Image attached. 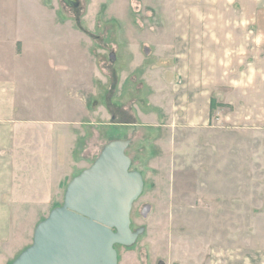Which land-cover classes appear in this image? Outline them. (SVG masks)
I'll return each mask as SVG.
<instances>
[{"label":"rangeland","instance_id":"1","mask_svg":"<svg viewBox=\"0 0 264 264\" xmlns=\"http://www.w3.org/2000/svg\"><path fill=\"white\" fill-rule=\"evenodd\" d=\"M77 1L0 0V78L15 85L26 123L24 195L14 208L26 245L8 264L116 140L128 142L129 170L143 180L130 212L136 239L115 244L117 264H232L230 253L264 252V133L228 126L219 96L205 118L209 95L187 107L195 78L185 81V56L169 38L179 29L175 0Z\"/></svg>","mask_w":264,"mask_h":264},{"label":"crops","instance_id":"2","mask_svg":"<svg viewBox=\"0 0 264 264\" xmlns=\"http://www.w3.org/2000/svg\"><path fill=\"white\" fill-rule=\"evenodd\" d=\"M175 4L178 7L175 23L179 29L169 38L173 40V47H178L177 51L185 56L180 65L185 81L191 76L195 78L194 91L188 88L186 93L187 107L192 108L197 97L209 95L203 107L205 118V114H211L212 99L219 96L228 106L225 115L228 126L245 134L262 135L264 0H175ZM17 44L19 55L21 41ZM214 62H217L216 81L205 82L204 87L203 76L208 77ZM221 88H225V93L217 92ZM17 103L15 85L9 79L0 78V248L5 251L0 253V264H8L26 245L17 242L18 233L14 228L15 201L24 195L25 185L21 158L26 123L17 116ZM248 178L251 177L243 176V181L250 182ZM231 179L235 181L234 176ZM259 182L264 183V176ZM258 193L263 206L264 190ZM25 239L29 241L28 237ZM228 257L232 264H264V252L252 248L243 249L237 258L234 252Z\"/></svg>","mask_w":264,"mask_h":264},{"label":"water","instance_id":"3","mask_svg":"<svg viewBox=\"0 0 264 264\" xmlns=\"http://www.w3.org/2000/svg\"><path fill=\"white\" fill-rule=\"evenodd\" d=\"M50 5L53 0H44ZM77 7L79 1L65 0ZM116 61V53L110 54ZM127 141L105 146L92 166L69 183L64 204L36 226L33 243L11 264H117L115 244H132V203L143 180L130 171ZM159 264H165L160 261Z\"/></svg>","mask_w":264,"mask_h":264},{"label":"trees","instance_id":"4","mask_svg":"<svg viewBox=\"0 0 264 264\" xmlns=\"http://www.w3.org/2000/svg\"><path fill=\"white\" fill-rule=\"evenodd\" d=\"M213 102H214V100L212 99V106H211V107H212V109H213Z\"/></svg>","mask_w":264,"mask_h":264},{"label":"flooded vegetation","instance_id":"5","mask_svg":"<svg viewBox=\"0 0 264 264\" xmlns=\"http://www.w3.org/2000/svg\"><path fill=\"white\" fill-rule=\"evenodd\" d=\"M70 1V0H69ZM146 210H147V208H146Z\"/></svg>","mask_w":264,"mask_h":264}]
</instances>
